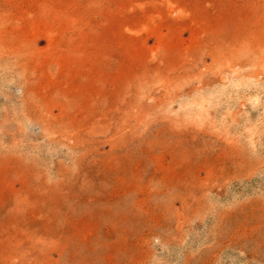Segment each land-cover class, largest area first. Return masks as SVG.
Returning <instances> with one entry per match:
<instances>
[{
	"label": "rangeland",
	"instance_id": "obj_1",
	"mask_svg": "<svg viewBox=\"0 0 264 264\" xmlns=\"http://www.w3.org/2000/svg\"><path fill=\"white\" fill-rule=\"evenodd\" d=\"M0 264H264V0H0Z\"/></svg>",
	"mask_w": 264,
	"mask_h": 264
}]
</instances>
